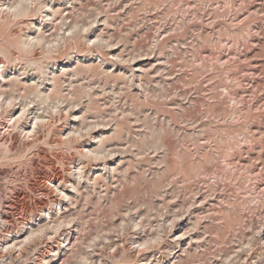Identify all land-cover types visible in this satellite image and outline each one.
I'll return each instance as SVG.
<instances>
[{
    "label": "rangeland",
    "instance_id": "obj_1",
    "mask_svg": "<svg viewBox=\"0 0 264 264\" xmlns=\"http://www.w3.org/2000/svg\"><path fill=\"white\" fill-rule=\"evenodd\" d=\"M109 12L107 32L124 34V43L112 50L90 52L81 48L74 64L53 61L58 63L53 71L65 84L70 75L77 77L73 84L81 80L98 83L103 92L97 90L99 100L93 107L103 106L105 119L112 115V109L108 108L110 102H115L117 107L124 106L125 113L134 109V115L123 126L130 130V142L143 137V128L137 121L155 117L158 125L166 130V142L176 156L175 160L169 158L170 167L163 181L175 179L177 184L188 181L183 195L199 193L190 216L180 223L175 236H183L193 222L206 218L188 237L169 240L161 249L141 254L139 264H148V261L152 264H264V226L261 225L264 220V0H119ZM23 19L14 26H5L0 21L13 41L23 30ZM157 37L160 43L156 54L137 59L135 54L147 49ZM113 56L135 61V82L142 85L143 93L141 87H136L122 94L123 78L129 69L112 60ZM8 59L15 63L8 64L7 80L2 86H7L6 82L26 67L15 48L9 49ZM0 62L5 63V58L0 57ZM47 68L35 62L22 80L24 87L34 89L37 84H53L52 76L46 74ZM160 72L164 75L156 74ZM55 85L58 88L60 80ZM157 85L180 91L164 104H155L148 97L160 91ZM18 112L16 109L12 114L15 116ZM24 125L29 126L28 122H22L21 126ZM111 134H122L121 125ZM55 142L52 138L41 144L28 140L21 143L15 134L7 135V139L0 135V145L8 143L6 156L0 148V157H3L0 158V209L10 219L8 233L39 216L52 202L62 204L51 214L53 219L60 210L58 207L69 211L70 204L62 200L48 180L74 184L66 173L79 166V159L67 149L51 147ZM159 158L160 154L151 158L149 176L153 180V173L160 175L163 171L156 167ZM147 168L145 164L144 168L135 169L131 178L135 179L137 172L142 174ZM89 171L93 177L100 174L96 168ZM63 190L75 203V194L70 189ZM127 195L128 190L113 176L107 186L101 183L95 188L92 203L85 211L92 216L106 214L110 205L118 204ZM180 203L183 201L174 207ZM47 219L35 222L34 228L39 229L38 225L42 224L46 230ZM82 231L83 228L74 230L53 241L39 235L33 237L22 250L26 262L34 261V254L41 248L39 264H66L70 246ZM64 238H69L64 255L60 254L57 259L55 254L47 256L50 251L58 250ZM112 246L118 249L111 254L116 257L113 264H126L129 257L121 255L120 245L113 243Z\"/></svg>",
    "mask_w": 264,
    "mask_h": 264
},
{
    "label": "clouds",
    "instance_id": "obj_2",
    "mask_svg": "<svg viewBox=\"0 0 264 264\" xmlns=\"http://www.w3.org/2000/svg\"><path fill=\"white\" fill-rule=\"evenodd\" d=\"M118 2L119 0H0V21L14 26L24 18L23 30L17 34L15 41L4 27H0V57L5 58V63H0V128L3 129L0 135H5L7 139V135L15 134L21 143L28 140L34 144L45 143L54 138L56 142L51 147L57 150L67 149L79 159V166L66 173L75 183L65 185L61 181L57 184V189H70L75 194L76 202H73L72 196L60 191L59 196L71 207L68 212L61 208L55 219L49 217L48 228L39 233L47 241H53L62 239L65 234L74 230L84 229L79 233L76 243L70 246L66 264H113L116 257L111 254L118 251L112 246L113 243L120 245L122 256L129 257L126 264H139L141 254L159 250L169 240L188 237L206 219H197L183 236H175L180 223L190 216L195 197L199 193L183 195L188 181L184 184H177L175 179L163 181V175L170 167L169 158L175 160L176 156L166 142V130L158 125L155 117L138 120L143 128V137L130 142V130L123 126L127 124L129 116L134 115V109L130 108L125 113L124 106L117 107L115 102H110L108 108L112 109V115L105 119L103 106L93 107L99 100L97 90L103 92L98 83L81 80L79 84H73L77 77L70 75L67 84L61 77L56 78L60 80L58 88L50 82L37 84L34 89L25 88L22 84L35 62L55 69L58 63L53 64V61L74 64L81 48L91 52L112 50L123 44L124 34L107 32L111 17L109 9ZM10 13L19 15L14 19ZM159 43L160 39L157 37L147 49L136 53V58L155 55ZM10 48L16 49L21 57L20 62L26 67L18 76L8 80L7 86H2L8 64L15 63L8 59ZM112 60L129 69V74L123 78L125 87L122 94H127L136 87H141L143 93L142 85L135 82V61L118 59L116 56ZM112 71L115 72L116 68L113 67ZM156 74L164 75L162 72ZM145 76L151 79L148 73ZM50 87L55 90L49 91ZM157 87L160 91L149 94L148 97L155 104H164L180 91H169L161 85ZM104 95L107 97V93ZM16 109L19 112L13 116V110ZM22 122H28L29 127H21ZM118 124L121 125L122 134L112 135V130ZM0 148L7 155L8 143L0 145ZM176 151L179 152V149ZM158 154L160 158L156 167L163 171L160 175L153 173V180L149 176L152 170L151 158ZM129 156L134 159L129 160ZM145 164L148 168L142 174L137 172L136 178L132 179V172L144 168ZM92 168L98 169L100 174L93 177L89 171ZM113 176L122 188L128 190V195L118 204L110 205L106 214L89 215L85 209L92 203V192L101 183L107 186ZM145 184H148L147 188L144 187ZM84 189L88 192L85 193ZM80 201H84L83 205ZM179 201L183 203L174 207ZM2 223L6 222L0 221ZM261 225L264 226V220ZM64 246L69 245L66 242ZM0 262L16 264L14 250L5 249L0 252ZM148 264L152 262L148 261Z\"/></svg>",
    "mask_w": 264,
    "mask_h": 264
},
{
    "label": "bare ground",
    "instance_id": "obj_3",
    "mask_svg": "<svg viewBox=\"0 0 264 264\" xmlns=\"http://www.w3.org/2000/svg\"><path fill=\"white\" fill-rule=\"evenodd\" d=\"M10 15L12 16V17H16V16H18L19 14L18 13H10ZM3 23V22H2ZM1 23V24H2ZM4 24V23H3ZM5 26H6V24H4ZM4 25H0V26H3V27H5ZM77 55H78V57L80 56L78 53H77ZM3 62V61H2ZM1 63V62H0ZM47 69H49L48 70V72H46V74H50L52 77H51V81L53 82V84H55V82L57 81L56 80V78L59 76L58 74H56L54 71H53V69H50V68H47ZM6 71V70H5ZM65 72V70H63V71H61L60 72V75H62V74H65L64 73ZM66 74H68V73H66ZM76 74V73H75ZM16 75H18V74H16ZM12 78H15V76H13ZM11 78V79H12ZM5 80H7L6 79V77H5V72H4V81ZM10 80V79H9ZM34 81V80H33ZM25 83V82H24ZM35 83V82H34ZM37 86V85H36ZM55 90V88H51V89H49V91H54ZM14 116V115H13ZM33 123H34V121H33ZM29 124V123H28ZM25 126V125H24ZM24 126H21V127H23V128H28V127H24ZM4 156H6L5 155V153H4ZM1 158V157H0ZM3 158V157H2ZM2 158H1V160H2ZM5 159V158H4ZM48 182H49V185H51L52 186V188H54L55 189V191L56 192H60V191H64L63 189H57V184H59V183H54L53 181H51V180H48ZM65 192V191H64ZM66 194V193H65ZM67 195V194H66ZM60 202H52V204H51V206L50 207H48L47 206V208L45 207V209H43V210H41V213H40V215L39 216H34L33 218H31V219H29L28 221H25L24 223H23V225H21V228L19 229V230H13V231H11V232H9L8 233V235L6 236V237H4L3 239H2V241H1V248L3 249V250H5V249H22V248H24V246H25V244H28V243H30L31 241H33L34 240V238L37 236V238H38V235H39V233H41V232H43V231H45V228H43L41 225H38V226H40V228L38 229V228H34V225H35V222H37V221H39L40 219H42V220H45L46 218H48L49 219V217L51 216V214H53L55 211H57V206H60ZM62 205V204H61ZM58 209H60L61 210V208L60 207H58ZM59 210V211H60ZM54 215V214H53ZM47 219V220H48ZM43 222V221H42ZM45 222V221H44ZM45 223H43V225H44ZM48 225V224H47ZM42 227V228H41ZM47 227V226H46ZM10 231V230H9ZM74 233V232H73ZM69 235V234H68ZM74 235V234H73ZM40 236V235H39ZM34 237V238H33ZM40 238V237H39ZM71 238V237H70ZM67 239H69V238H67ZM67 239L66 238H64V240L61 242L62 244H60V246H57V247H59L58 248V250L56 249V252L54 251H50V253L47 255V256H50V255H54L55 254V257H56V259H57V257H59V256H61L62 254L64 255V252H65V250H66V248L67 247H65L64 245H65V243H66V241H67ZM67 244H69L68 242H67ZM69 247V246H68ZM61 254V255H60ZM54 258V257H53ZM43 260V259H42ZM46 260V259H45ZM42 262H44V261H42ZM47 263H48V261H47ZM44 264H46L45 262H44Z\"/></svg>",
    "mask_w": 264,
    "mask_h": 264
},
{
    "label": "built area",
    "instance_id": "obj_4",
    "mask_svg": "<svg viewBox=\"0 0 264 264\" xmlns=\"http://www.w3.org/2000/svg\"><path fill=\"white\" fill-rule=\"evenodd\" d=\"M4 212L1 211L0 209V221H4L6 223H2L0 224V243L2 241V239L7 236L8 234V230H9V227L11 225L10 223V219L7 218V216ZM41 249V248H40ZM40 249L38 250V252H36L34 255V261H30L29 263L26 262V255L22 252L23 248L22 249H13L14 250V254H15V257H16V264H39L40 262L38 261V258H39V252H40ZM0 252H3V249L1 248V244H0ZM0 264H2V262H0Z\"/></svg>",
    "mask_w": 264,
    "mask_h": 264
}]
</instances>
